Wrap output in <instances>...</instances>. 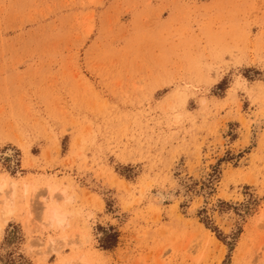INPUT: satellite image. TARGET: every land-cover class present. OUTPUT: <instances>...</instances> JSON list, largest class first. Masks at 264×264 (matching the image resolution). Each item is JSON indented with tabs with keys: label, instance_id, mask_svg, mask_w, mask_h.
<instances>
[{
	"label": "rangeland",
	"instance_id": "374dc122",
	"mask_svg": "<svg viewBox=\"0 0 264 264\" xmlns=\"http://www.w3.org/2000/svg\"><path fill=\"white\" fill-rule=\"evenodd\" d=\"M5 176L0 264H264V0H0Z\"/></svg>",
	"mask_w": 264,
	"mask_h": 264
},
{
	"label": "bare ground",
	"instance_id": "6f19581e",
	"mask_svg": "<svg viewBox=\"0 0 264 264\" xmlns=\"http://www.w3.org/2000/svg\"><path fill=\"white\" fill-rule=\"evenodd\" d=\"M18 182L17 180L13 179L12 177L5 176L0 181V193H4L7 190H9V196L4 200V208L2 209V215L4 216L3 219H0V234L3 230V228L6 227L9 219L13 215V198L14 193L17 189ZM67 216L64 212H62L61 209H59L57 206H54L51 204L47 210H45V220L49 223L51 227H55L57 229H64L68 222H67ZM63 243H67L66 238L62 241ZM51 246H54L56 244L55 240H50ZM64 245V244H63ZM79 261V264H88L85 256H80L77 260L74 262ZM81 262V263H80ZM73 263V262H72ZM67 263V264H72ZM78 264V263H77Z\"/></svg>",
	"mask_w": 264,
	"mask_h": 264
}]
</instances>
